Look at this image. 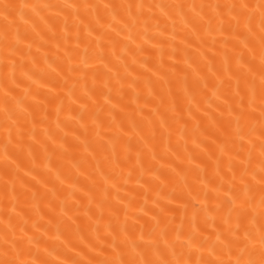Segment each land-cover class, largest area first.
Here are the masks:
<instances>
[{
  "label": "bare ground",
  "instance_id": "bare-ground-1",
  "mask_svg": "<svg viewBox=\"0 0 264 264\" xmlns=\"http://www.w3.org/2000/svg\"><path fill=\"white\" fill-rule=\"evenodd\" d=\"M0 264H264V0H0Z\"/></svg>",
  "mask_w": 264,
  "mask_h": 264
}]
</instances>
